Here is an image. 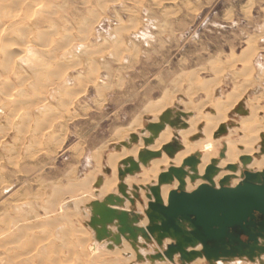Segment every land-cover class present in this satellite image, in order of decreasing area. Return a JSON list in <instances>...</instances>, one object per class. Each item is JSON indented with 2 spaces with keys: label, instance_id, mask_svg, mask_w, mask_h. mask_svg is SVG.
Returning <instances> with one entry per match:
<instances>
[{
  "label": "rangeland",
  "instance_id": "374dc122",
  "mask_svg": "<svg viewBox=\"0 0 264 264\" xmlns=\"http://www.w3.org/2000/svg\"><path fill=\"white\" fill-rule=\"evenodd\" d=\"M0 23L11 28L0 44V62L8 55L4 49L10 52L20 43L18 48L23 52V55L21 51L9 55L13 62L7 61L12 65L6 66L0 88L3 81L10 80L13 91L23 89L24 95L31 97L38 89L35 84L38 75L30 66L35 59L38 70H47L43 74L53 77L43 88L47 98L44 110L55 105L52 109L63 114L54 121L49 134L47 129L52 122L48 121L49 116L40 115L37 110L40 102L16 105L18 110H13L0 101V240H4L0 264H54L51 262L54 259L55 264H77V261L80 264H152L149 260L137 262L136 252L125 240L122 249L108 250L97 243L99 250L93 252V231L86 225L90 219L87 204L92 201L89 200L91 191H101V196L107 192L102 184L97 187L93 182L83 188L82 176L92 174L91 179H102L108 175L107 158L112 160L119 153L115 157L117 164L109 167L118 176L119 162L128 156L137 158L144 146L140 131L146 118L156 122L167 108L181 105L184 111L194 113L187 119L189 127L179 131L183 144L184 140L193 141L191 136L200 132L203 138V130L216 125L215 108L222 104L228 111L242 97L244 100L249 97L245 102L249 110L246 117L234 111L229 114L228 122L233 126L227 134L234 160L240 161L242 155L260 151L259 135L264 131V77L260 76L259 81L254 76L256 62L260 60L264 64V0H0ZM65 33H71V38L68 41L63 38V42ZM26 58L32 61H24ZM244 66L249 68L248 75L243 71ZM20 74H27L28 78L20 82L17 78ZM255 84L260 88L253 93ZM48 87L55 91H49ZM65 98L70 102L63 103L68 102ZM11 110L16 111L15 115L8 117ZM27 111L39 115V122L33 118L24 123ZM240 121L243 126L248 123L250 130L255 125L260 128L250 133L246 132L247 128L233 130ZM42 124L43 131L32 134ZM200 125H203L201 130ZM135 132L141 136L139 143L130 151L126 146L116 149ZM172 138L173 129L168 126L150 149L159 150ZM246 143L250 148L239 150L242 144L248 146ZM213 144L210 160L218 156L223 146L216 141ZM190 153L185 151L184 155ZM233 159L228 161L233 163ZM160 161L164 163L160 169H167L171 159L165 155ZM172 162L175 163L174 159ZM72 168L79 170L78 178L71 181L66 191L55 196L57 185L68 179ZM263 168L264 165L254 170ZM142 176L146 175L130 176L127 184L139 185ZM152 179L153 176L149 182ZM19 214L26 216L20 218ZM146 223L147 220L142 222ZM65 227L69 228L67 233ZM32 239L38 246L31 243ZM30 243L35 247L28 249ZM71 252L76 254L70 255ZM143 252L151 253L154 249L151 246ZM9 254L23 256L5 258ZM220 262L260 264L248 260ZM155 264L181 263L176 258V263L157 261ZM189 264L209 263L197 259Z\"/></svg>",
  "mask_w": 264,
  "mask_h": 264
},
{
  "label": "water",
  "instance_id": "95a60500",
  "mask_svg": "<svg viewBox=\"0 0 264 264\" xmlns=\"http://www.w3.org/2000/svg\"><path fill=\"white\" fill-rule=\"evenodd\" d=\"M234 112L248 114L243 103H239ZM193 115L177 105L164 110L156 122L146 118L140 131L144 146L138 157L128 156L118 164L117 192L87 204L90 219L86 225L93 231L92 240L108 250L122 249L125 240L136 252L137 262L176 263L177 258L181 264L197 259H205L209 264L235 260L264 264V168L251 169L249 165L254 156L249 154L242 155L238 163L221 167L220 162L226 157V142L204 173L199 170L200 151L184 158L179 166L175 165L172 160L184 149L179 131L189 127L187 119ZM168 126L173 129L172 140L159 150L150 149ZM231 126L232 122L221 124L214 137L227 134ZM202 128L200 125L199 129ZM201 136L202 132L197 133L191 136V140H198ZM260 136V151L255 156L264 154V132ZM140 140L139 134L131 133L129 139L122 141L116 149L122 146L131 148ZM164 153L171 162L168 169L159 174L157 182L131 187L126 183L128 176L141 173L142 166L148 167L153 159ZM222 171L229 173L217 183L216 177ZM105 172L110 174L111 169L106 168ZM234 179H239L236 185H233ZM188 181L192 185L201 182L189 191ZM175 182H178L177 187L170 190L165 200L163 186ZM101 184L102 179H99L96 186ZM127 202L129 208H126ZM138 202L144 207L143 213L138 211ZM145 218L148 219L146 226L140 225ZM151 246L154 253L143 252Z\"/></svg>",
  "mask_w": 264,
  "mask_h": 264
},
{
  "label": "bare ground",
  "instance_id": "6f19581e",
  "mask_svg": "<svg viewBox=\"0 0 264 264\" xmlns=\"http://www.w3.org/2000/svg\"><path fill=\"white\" fill-rule=\"evenodd\" d=\"M32 2H35V1H32ZM26 4V3H25ZM30 4V2L28 3V5ZM28 5H25V6H28ZM33 4H30V8L31 9H33L34 7L32 6ZM33 7V8H32ZM1 24V23H0ZM86 26V25H85ZM28 26L26 25L24 28H27ZM84 27V26H83ZM9 29H11V28H9ZM8 29V27L7 26H5L4 27V25H3V23H2V25H0V44H2V42H3V40H5L4 39V36H6V35H8L10 32L8 31L9 30ZM62 37V36H61ZM65 39L66 41H68V40H70V38H71V33H65V35L62 37V39ZM61 39V40H62ZM64 39H63V42H64ZM20 42V41H19ZM19 44L20 43H18V47H19ZM12 45V44H11ZM11 45H10V49H11ZM1 46V45H0ZM13 47V46H12ZM15 47V46H14ZM17 46H16V48H14V49H12V50H10V52H9V50L8 49H4V50H7V53H8V55L0 62L1 63V66H0V79L5 75V73H4V71H5V69H6V66H7V68L8 67H11V66H9V65H12V64H9L8 65V63H7V61H9V63H11L10 61H12V60H9V59H11V56H9V55H14V53L16 52V54L17 53H21L22 51H21V48H18ZM6 48V47H5ZM21 51V52H20ZM39 52V51H38ZM42 52L44 53H46L47 52V50H42ZM11 53H13V54H11ZM22 55H23V52H22ZM45 55H47V54H45ZM5 56V55H4ZM20 56V55H19ZM49 56V55H48ZM8 58V59H7ZM24 61H32V59L30 58H26V59H24ZM13 62V61H12ZM33 65H31L30 64V66H32L31 68H32V72L35 74V75H38V76H36L37 78V82L38 83H35V84H37L36 86H38L37 88V91H35L32 95H31V97H28V96H25L24 95V91H23V89H16V90H14L13 91V89L14 88H11L12 87V85L14 86V84H13V82L12 81H10V80H5V81H3V83H2V87L0 88V101L2 100L3 102H5L6 103V105H7V107H10V108H12L13 110H14V108H16V107H18V106H16V105H21V104H24V105H31L33 102L36 104V103H38V102H40L39 103V107H37V110L38 111H40V115H47V116H49V120L48 119H46V120H48V121H51L52 123V125H50V127L47 129L48 131V133L49 132H52V130H53V127L55 126V123H54V121L57 119V118H61L62 117V115H60V114H58L57 112H55L53 109H54V106L52 105V108L50 107V106H48V107H50V108H47V109H45L44 110V107H46V104L44 103L45 102V100L47 99L46 97H45V95H43V92H44V89L43 88H45L48 84H50V81H52V78L51 77H49L50 76V74L49 73H47V74H43V72H46L47 70H44L43 71V69L41 70L40 68H39V70H38V67H37V65H38V63L36 64V61H35V59L33 60V63H32ZM66 65V64H65ZM256 65H257V70H256V74H255V76H254V78L255 79H257V80H260L261 79V77L260 76H264V70L262 69V67H263V64H262V62L260 61V60H258L257 62H256ZM29 66V67H30ZM3 68V69H2ZM43 68V67H42ZM60 69H63V68H60ZM248 69V67L246 66H244V68H243V71H244V73H246L247 74V70ZM63 71V70H62ZM261 72V74H258V72ZM26 73V72H25ZM27 75V74H26ZM26 75H24V74H20L19 76H17V78H19V80H20V82L21 81H23V80H26L28 77V75L26 76ZM34 75V76H35ZM49 75V76H48ZM248 75V74H247ZM43 77V78H42ZM40 78H42V79H40ZM40 79V80H39ZM36 82V81H35ZM23 83V82H22ZM249 83H250V81H249ZM21 84V83H20ZM32 84H33V82H32ZM31 85V84H30ZM41 85V86H40ZM43 86V87H42ZM241 86V85H240ZM257 87H258V89L260 88V86L257 84H255V87L252 89V91H253V93H256V91L258 90L257 89ZM33 88V87H32ZM49 88V87H48ZM242 88H244L243 86H241V89ZM35 90V89H34ZM55 91V89L53 88V87H51V88H49V91ZM47 91V90H46ZM249 91H251V90H249ZM248 91V92H249ZM244 92H245V89H244ZM57 93V92H56ZM244 96V95H243ZM256 96V95H255ZM60 98V97H59ZM64 99V98H63ZM66 99V98H65ZM68 99V98H67ZM66 99V100H67ZM249 99V97L246 99L245 98V100H244V97H242L241 98V100L238 102V104L239 103H243V106H244V108H246L245 106L247 105L245 102L247 101ZM59 101V100H58ZM61 102L63 101L62 100V98H61V100H60ZM68 102H63V103H69L70 102V100L68 99L67 100ZM33 103V104H34ZM57 103V102H56ZM62 103V106L64 105H66V104H63ZM237 104V105H238ZM61 104H59V106H60ZM237 105H234V106H232L228 111H225V108L222 106V104H221V106H219L218 108H215L217 111H218V109L220 110V112L218 113L217 111L215 112L214 111V115H216L217 116V123H216V125L213 127V128H207V129H204L203 130V138L201 137L200 139H198V140H195V141H187V140H184L183 141V145H184V149L182 150L183 152H182V154H181V152L180 153H178L177 154V156L174 158V164L175 165H177V166H179L181 163H182V161L184 160V158H186L187 156H189L190 154H192V153H194V152H196V151H200L201 153H202V158H201V163H200V165H199V170H200V172L201 173H204V171H205V168H206V166L211 162V160H210V157H208L210 154H212V152H211V150H213V148H214V144H213V141L215 142L216 141V143H221V144H223V142H226V144H227V152H226V159H222V161L220 162V166L221 167H225L227 164H230V162L228 161V160H232L233 159V148H232V142H231V139L228 137V134H225V135H223V136H221V137H219V138H215L214 137V133L217 131V129H218V127L221 125V124H229L230 122H228L230 119H229V114L232 112V111H234V109H235V107L237 106ZM14 106H16V107H14ZM23 106V105H22ZM57 106V105H56ZM63 106V107H64ZM65 107H67V105L65 106ZM17 109V108H16ZM247 109V108H246ZM18 110V109H17ZM12 111V110H11ZM16 112V111H15ZM15 112H10L9 114H8V117L9 116H12V115H15L14 113ZM18 112V111H17ZM24 112V111H23ZM22 112V113H23ZM59 112V111H58ZM61 112V111H60ZM209 112H211V111H209ZM216 113V114H215ZM22 115V114H21ZM20 115V116H21ZM213 115V114H212ZM247 115V114H246ZM209 116H211V115H209ZM243 116H245V115H241V117H243ZM7 117V118H8ZM38 117H39V115H36V114H32L30 111H27V112H25V114H24V118H23V122L24 123H26V121L27 122H29L30 120H32L33 118H35L36 120H38V122H39V119H38ZM212 117V116H211ZM246 117V116H245ZM244 117V118H245ZM45 118V117H44ZM243 120V119H242ZM245 120V119H244ZM45 121V120H44ZM246 122V121H245ZM243 123V121L241 122L240 121V123H237L236 122V124H235V127H233V130H240V129H243V130H246V128L248 129V123H245V126H243L244 125V123H243V125H241ZM256 127H257V125H255ZM255 126H253L252 127V129L250 130V129H248V130H246V132L248 131V133H250V132H253V131H257V129L258 128H260V125H259V127H257V128H255L254 129V127ZM245 127V128H244ZM43 128H45V126H43V124L42 125H39V126H37L36 128H35V132H33L32 134H34V133H39V132H41V131H43L42 129ZM264 128V127H263ZM228 132H229V129H228ZM264 132V131H263ZM44 133H45V131H44ZM136 133V132H135ZM40 134H42V133H40ZM50 134V133H49ZM148 134V133H147ZM46 135V134H45ZM35 136V135H34ZM260 136V135H259ZM225 138V139H224ZM55 139V138H54ZM35 141V140H34ZM36 141H39V140H36ZM248 141V140H247ZM249 142V141H248ZM38 144V143H37ZM247 144V143H246ZM249 144V143H248ZM247 144V145H248ZM39 146V145H38ZM250 145H248V146H246V145H244V144H242L241 146H240V148H239V150H247V149H249L250 147H249ZM124 147V146H123ZM133 147V146H132ZM131 147V148H132ZM122 150H125L126 152H127V150L125 149V148H123ZM131 149L129 148V151H130ZM10 151V150H9ZM125 151H123V152H121V153H125L126 154V152ZM185 151L186 152H191L190 154H188V155H184V153H185ZM28 153V152H27ZM113 154H115V152L113 153ZM117 154H119V153H117ZM116 154V155H117ZM128 154V153H127ZM165 154V153H164ZM163 154V156H162V158L166 155H164ZM116 155H114L115 157H116ZM123 156H124V154H122ZM250 155V154H249ZM113 156V157H114ZM121 156V155H120ZM251 156H254V160H253V162L249 165V167L251 168V169H260L261 167H263V165H264V154L263 155H261V156H255V155H251ZM112 158V160H111V158H107L108 159V166L111 168V167H113L114 168V163L115 164H117L116 162H118V161H116V158ZM14 158V157H13ZM99 158H100V156H99ZM119 158V157H118ZM117 158V159H118ZM121 158V157H120ZM162 158H159V159H155L154 161L152 160V163H150V165L148 166V167H146V168H142V171H141V173L142 174H145L146 176L145 177H140L139 178V181H141V182H139V185H146V184H149V183H152L153 181H155V182H157V180H158V176H159V174L161 173V172H163V171H165V170H167V169H160V166L162 165V164H164L162 161H160ZM97 159H98V157H97ZM114 159H115V161H114ZM234 160V159H233ZM234 161H237V160H234ZM233 161V163H238L239 162V160L237 161V162H234ZM106 162H107V160H106ZM108 167V168H109ZM116 169V168H115ZM79 171V170H78ZM75 168H72L70 171H68V179L66 180V181H64L63 183H61L60 185H57V188H56V190H55V192H54V195L56 194H58V193H61V192H64V191H66L69 187H70V184H72L71 183V181L72 180H75L76 178H78V172ZM155 172V173H154ZM117 172H116V170L115 171H113L112 169H111V173L110 174H108V175H106V176H103L102 177V188H103V190L104 191H106L107 193L105 194V195H107V194H109V193H113V192H116L115 191V188L117 187V183H118V181H119V179H118V176H116L117 174H116ZM229 173V171H222L217 177H216V181H217V183H218V181L224 176V175H226V174H228ZM239 174V173H238ZM87 175V174H86ZM91 176H92V174H90ZM88 176V177H90V179L88 178V177H86L85 175H83L82 176V182H83V184H82V187L84 188V187H86L87 185H88V183H91V182H93L94 183V185H96V183L99 181L98 180V178H92L91 179V176ZM153 176V179H152V181L151 182H149V180H150V178ZM92 177H94V176H92ZM129 178H130V176H128L127 178H126V183H128V181H129ZM89 180V181H88ZM91 180V181H90ZM237 180L238 179H234L233 180V185H236L237 183ZM200 182L201 181H198L197 183H196V185H192L191 183H190V181H188V190L189 191H192L193 189H195L199 184H200ZM177 184H178V182H175L174 183V185H165V186H163V188H162V193H163V197H164V199L165 200H167V198H168V194H169V192H170V190H172L173 188H176L177 187ZM98 190V189H97ZM48 192V191H47ZM100 193H101V191H98V193H96V192H93V191H91L90 192V199L89 200H95V199H102L105 195H103V196H101L100 195ZM141 194H142V197H143V199H144V201H145V203L147 204V198L145 197V194H144V192L142 191L141 192ZM55 195V196H56ZM59 195V194H58ZM100 195V196H99ZM51 196V195H50ZM52 197H54V196H52ZM82 197V196H81ZM87 197V196H86ZM86 197H85V199H86ZM72 198V197H71ZM74 198H76V197H74ZM88 198V197H87ZM83 199V198H82ZM48 200V199H47ZM46 200V201H47ZM51 199H49V201H50ZM71 200V199H70ZM53 201H55V200H53ZM52 200H51V202H53ZM48 202V201H47ZM50 203V202H49ZM49 203L47 204V205H49ZM69 203V202H68ZM52 204V203H51ZM76 205V204H75ZM26 206V205H25ZM138 209L139 210H141V212L143 211V206L138 202ZM78 207V206H77ZM32 208H34V207H32ZM45 208V207H44ZM49 208V207H48ZM24 209V208H23ZM61 209L62 208H60V211H61ZM49 210V209H48ZM51 210V209H50ZM35 211H37V210H35ZM63 211V210H62ZM16 213V212H15ZM23 213V212H22ZM37 213V212H36ZM35 213V214H36ZM23 214H25V213H23ZM32 215V214H31ZM9 216V215H8ZM18 216H20V214L18 215ZM21 216H26V215H21ZM21 216H20V218H21ZM14 217V216H13ZM13 217H10V218H12L13 219ZM25 218V217H24ZM32 218V217H31ZM24 220H26V219H24ZM28 220V219H27ZM52 221H54L53 219H51ZM58 220V219H57ZM30 221V220H29ZM36 221V220H35ZM23 222V221H22ZM16 223V222H15ZM20 223V222H19ZM21 224H23V223H21ZM16 225H17V223H16ZM24 225H25V223H24ZM144 225V224H143ZM4 229V228H3ZM66 229H67V231H68V227L66 228L65 227V231H66ZM70 229H71V226H70ZM51 230V229H50ZM72 230H75L74 228H72ZM1 232H2V228H1V230H0ZM47 231V230H46ZM64 231V232H65ZM67 231H66V233H67ZM70 231V230H69ZM8 232V231H7ZM19 232V231H18ZM29 232V231H28ZM42 232H43V230H42ZM60 232H61V229H60ZM75 232H77V231H75ZM11 233V232H10ZM14 233V232H13ZM23 233V232H22ZM41 233V232H40ZM83 233V232H82ZM8 234V233H7ZM60 234V233H59ZM63 234V233H62ZM61 234V235H62ZM65 234V233H64ZM4 235V234H3ZM69 235V234H68ZM71 235V234H70ZM65 236V235H64ZM63 236V237H64ZM72 236H73V231H72ZM2 237V236H1ZM14 237V236H13ZM60 237V236H59ZM62 236H61V239L63 238ZM67 236H65V238H66ZM85 237V236H84ZM84 237H82V238H84ZM65 238H63V239H65ZM68 238V237H67ZM81 238V239H82ZM71 239V238H70ZM77 239H79L78 237H77ZM81 239H79V240H81ZM85 239V238H84ZM86 239H88L87 237H86ZM86 239H85V241H86ZM34 239H32L31 240V243H33L34 241H33ZM67 241H68V239H66ZM11 241V240H10ZM14 241V240H13ZM20 241V240H19ZM30 241V240H29ZM33 241V242H32ZM51 241V240H50ZM65 241V240H64ZM84 241V242H85ZM89 241H90V239H89ZM16 242V241H15ZM36 240H35V245H36ZM45 242H46V240H45ZM66 242V241H65ZM82 242H83V240H82ZM83 242V243H84ZM14 243V242H13ZM31 243H30V246H28V249L32 246L31 245ZM38 243H40L39 242V240H38ZM80 243V242H79ZM86 243V242H85ZM84 243V244H85ZM23 244H25V243H23ZM42 244V243H41ZM51 244V243H50ZM62 244V243H61ZM66 244V243H65ZM70 244H71V242H70ZM78 244V243H77ZM81 244V243H80ZM80 244H78L79 245V248H80ZM11 245V244H10ZM29 245V244H28ZM35 245L33 244V246H32V248H34L35 247ZM63 245V244H62ZM36 246H38V244L36 245ZM56 246V245H55ZM54 246V247H55ZM61 246V245H60ZM84 246V245H83ZM0 247L2 248H4V240H0ZM16 248H18L17 246H15ZM23 247H25L24 245H23ZM56 247H58V245L56 246ZM63 247V246H62ZM91 247H92V250H93V252L94 253H96L98 250H99V248L97 247V243H95V242H92L91 243ZM12 249H13V247H11ZM44 248V247H43ZM82 248V247H81ZM21 249V248H20ZM31 249V248H30ZM35 249H37V247L35 248ZM45 249V248H44ZM43 249V250H44ZM57 249V248H56ZM67 249V248H66ZM85 249V248H84ZM2 250V249H1ZM15 250V249H14ZM68 250H71V249H68ZM91 250V251H92ZM7 251V250H6ZM12 251V250H11ZM28 251H30V250H28ZM32 251V250H31ZM33 251H34V249H33ZM57 251V250H56ZM55 250H54V252H56ZM86 251V250H85ZM23 252H25V251H21V253H23ZM102 252V250L100 249V254H102L101 253ZM7 253V252H6ZM11 253V252H10ZM16 253H20V251L19 252H16ZM29 252H27V254H28ZM34 252H32V254H33ZM36 253V252H35ZM48 253V252H47ZM50 253V252H49ZM151 253H154V252H151ZM25 254V253H24ZM37 254H38V252H37ZM57 254H58V251H57ZM63 255L62 256H64V253H62ZM68 254H69V252H68ZM73 255V253L71 252L70 253V255ZM76 253H74V255H75ZM7 255V254H6ZM11 255H14V254H9L7 257H5V258H7V259H9L10 257H11ZM17 255H19V254H17ZM15 256V257H18V256ZM43 255V254H42ZM55 255V254H54ZM73 255V256H74ZM85 255V254H84ZM126 255V254H125ZM19 256H23L22 254L21 255H19ZM37 256V255H36ZM36 256H33L34 258L36 257ZM46 256V255H45ZM60 256H61V254H60ZM88 256V255H87ZM101 256V255H100ZM33 257H32V259H33ZM39 258H42V257H44V256H38ZM37 257V258H38ZM130 257H133V254H130ZM20 258V257H19ZM38 258V259H39ZM47 258V257H46ZM50 258V257H49ZM68 258V257H67ZM73 258V257H72ZM79 258H81L80 256L78 257V259ZM124 258V257H123ZM13 259H16V258H13ZM48 259V258H47ZM51 260H52V258H50ZM59 259V258H58ZM58 259H56L57 261H58ZM69 259V258H68ZM75 259V258H74ZM18 260V259H17ZM40 260H42V259H39V261ZM49 260V259H48ZM55 260V259H54ZM54 260H52L51 262H53L54 264L56 263ZM70 260H71V257H70ZM70 260H68V261H70ZM4 261H6V260H4ZM8 261H10V260H8ZM13 260L11 259V263H13L12 262ZM74 260H72V262H73ZM85 261V260H84ZM93 261V260H92ZM2 262V261H1ZM17 262V261H16ZM48 262V261H47ZM82 262V261H81ZM94 262V261H93ZM6 263V262H5ZM20 263H22V262H20ZM39 263V262H38ZM50 263V262H49ZM80 264V262H78L77 261V264ZM95 263H98V262H95ZM144 263H147L146 261L144 262ZM14 264V263H13ZM29 264V263H28ZM33 264V263H32ZM40 264V263H39ZM64 264H65V262H64ZM85 264V263H84ZM89 264V263H88ZM218 264H223L222 262H218Z\"/></svg>",
  "mask_w": 264,
  "mask_h": 264
},
{
  "label": "crops",
  "instance_id": "0c3cea01",
  "mask_svg": "<svg viewBox=\"0 0 264 264\" xmlns=\"http://www.w3.org/2000/svg\"><path fill=\"white\" fill-rule=\"evenodd\" d=\"M262 64H263V63H262ZM263 66H264V64H263ZM247 70L249 71V68H248ZM263 70H264V69H263ZM248 71H247V74H248ZM263 72H264V71H263ZM263 77H264V76H263ZM259 81H260V80H259ZM243 89H245V88H242V91H243ZM246 108H247V110H248V107H247V106H246ZM248 112H249V110H248ZM247 115H248V114H247ZM247 115H245V116H247ZM261 133H263L262 130H261ZM146 200H147V199H146ZM129 206H130V203L127 202V203H126V208H129ZM138 211L141 212V210H139V209H138ZM141 213H143V211H142ZM145 220H147V223H148V219L145 218ZM145 220H144V221H145ZM147 223H146V224H147ZM140 225H142V226H146V225H143L142 222L140 223ZM92 235H93V234H92Z\"/></svg>",
  "mask_w": 264,
  "mask_h": 264
}]
</instances>
